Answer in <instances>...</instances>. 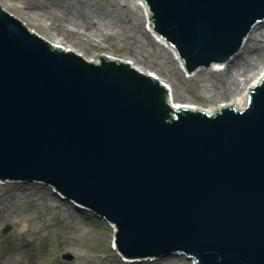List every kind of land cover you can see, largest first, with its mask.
<instances>
[{"label": "water", "instance_id": "obj_1", "mask_svg": "<svg viewBox=\"0 0 264 264\" xmlns=\"http://www.w3.org/2000/svg\"><path fill=\"white\" fill-rule=\"evenodd\" d=\"M143 1L187 72L229 60L264 20V0ZM5 180L41 181L114 225L126 258L264 264V75L244 107L175 106L153 74L54 46L0 5Z\"/></svg>", "mask_w": 264, "mask_h": 264}, {"label": "rangeland", "instance_id": "obj_2", "mask_svg": "<svg viewBox=\"0 0 264 264\" xmlns=\"http://www.w3.org/2000/svg\"><path fill=\"white\" fill-rule=\"evenodd\" d=\"M117 1L97 0V19L86 14L88 0H0V5L47 41L85 58L131 61L163 80L175 102L198 108L217 107L240 94L264 67V25L253 31L251 51L236 62L215 66V72L209 67L187 72L172 50L146 30L139 7L132 0ZM78 205L43 182L0 181V264L193 262L182 253L130 261L114 248V226ZM6 227L10 229L3 234ZM63 253L72 259H62Z\"/></svg>", "mask_w": 264, "mask_h": 264}, {"label": "bare ground", "instance_id": "obj_3", "mask_svg": "<svg viewBox=\"0 0 264 264\" xmlns=\"http://www.w3.org/2000/svg\"><path fill=\"white\" fill-rule=\"evenodd\" d=\"M135 5H137L140 9V13H141V17L142 19L144 20V23H145V27H146V30L159 42V43H162L164 46L166 47H169L174 56H175V59L177 61L180 62V64L183 66V62L181 61L177 51L175 50V48H173L171 45L167 44L164 39H162L158 34H156L151 25H150V19H149V12H148V8H147V5L146 3L143 1V0H132ZM111 3H116L118 4V1L117 0H110ZM86 14L88 17L90 16H94V18L96 17V19L98 18V16L100 17V11L98 10L97 8V0H88V4H87V10H86ZM91 18V17H90ZM138 18V17H137ZM95 19L91 20L92 22H94ZM258 23H261V25ZM256 23L252 28L251 30L249 31V33L246 35V37L244 38L243 40V43L240 47V49L238 50V52L234 55H232L230 57L229 60L225 61V62H222V63H216V62H213L211 64V67H209L208 69H211L213 70V72H215L217 69L216 68H213L215 66H221L223 65V63L225 64L226 63V66L227 67L230 63H234L236 62L237 60H239V58H242V56L244 54H248L251 49H252V46L250 45L252 43V40H253V31H256L255 29L258 27V29H260L261 27L263 28V25H264V20L261 21V22H258ZM259 32H262V29L259 30ZM253 36V37H252ZM44 38V37H43ZM45 39V38H44ZM52 45H55V46H59L60 47V44H58L57 42H51ZM63 47L64 49H67V50H72L75 52V50L71 49V48H68V47H64V46H61ZM89 60H92V61H95V59H92V58H87ZM125 62H128L130 65H132L133 67H136L134 66V63H132L131 61L129 60H124ZM184 67V66H183ZM137 69L145 72V73H148L147 71L141 69V68H138L136 67ZM202 68H200L201 70ZM155 75V74H154ZM264 75V67L257 73V75H255L252 79H250L248 81V83L244 86V88L242 89L241 93L240 94H232L228 97L227 100L221 102L220 104L217 105V107H207V108H201L203 109L204 111H207V112H213L214 110H217L218 108H220L221 106H234V107H244L247 103V97H248V88L251 87L252 85H254L255 83H257L261 77ZM161 80V79H160ZM163 81V80H162ZM164 82V81H163ZM169 90H170V87H169ZM171 93V92H170ZM171 98H172V102L174 103L175 106H189V107H196V106H193V105H189L187 103H184V102H175L174 99H173V96L171 94ZM198 108V107H196ZM117 252H119L117 249H115ZM128 260H134V259H131L129 258ZM191 264H195V261L194 262H191Z\"/></svg>", "mask_w": 264, "mask_h": 264}]
</instances>
